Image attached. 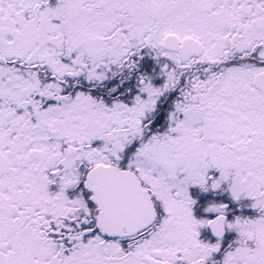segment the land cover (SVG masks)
<instances>
[{
	"label": "snow or ice",
	"instance_id": "6c2138e0",
	"mask_svg": "<svg viewBox=\"0 0 264 264\" xmlns=\"http://www.w3.org/2000/svg\"><path fill=\"white\" fill-rule=\"evenodd\" d=\"M0 264H264V0H0Z\"/></svg>",
	"mask_w": 264,
	"mask_h": 264
}]
</instances>
